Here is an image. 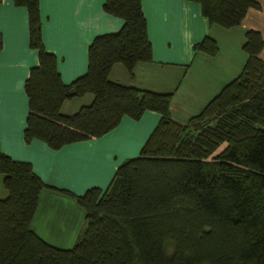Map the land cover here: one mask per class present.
<instances>
[{
  "label": "trees",
  "instance_id": "obj_1",
  "mask_svg": "<svg viewBox=\"0 0 264 264\" xmlns=\"http://www.w3.org/2000/svg\"><path fill=\"white\" fill-rule=\"evenodd\" d=\"M1 1V0H0ZM209 24L241 23L256 0H191ZM25 7L29 47L38 63L24 80L28 111L25 143L38 139L51 149L100 137L126 115L147 111L160 118L135 157L123 160L105 189L67 190L83 209L85 226L74 245L50 244L31 228L40 193L48 188L30 162L0 149V264H264V61L263 38L248 30L247 57L226 83L185 123L171 118L173 93H157L111 81L116 63L129 77L137 63L152 61L141 0H105L119 17L116 32L95 36L87 48L86 72L61 81L57 58L41 35L39 0H13ZM3 41L0 32V49ZM194 48L217 53L208 36ZM93 95L90 104L61 113L64 101Z\"/></svg>",
  "mask_w": 264,
  "mask_h": 264
},
{
  "label": "crops",
  "instance_id": "obj_2",
  "mask_svg": "<svg viewBox=\"0 0 264 264\" xmlns=\"http://www.w3.org/2000/svg\"><path fill=\"white\" fill-rule=\"evenodd\" d=\"M104 1L39 0L43 45L56 56V68L65 84L86 72L91 40L116 32L123 25L121 18L103 11ZM256 1L259 7L249 8L240 24L225 28L209 24L197 2L141 0L152 61L137 63L132 77L116 63L109 79L157 93L172 92L171 118L185 123L241 72L247 57L242 49L246 31L260 32L263 48L259 56L264 61V0ZM0 32V149L14 160L30 162L33 171L49 186L40 193L31 228L45 241L62 247L55 242L60 237L77 238L85 218L75 200L60 190L80 195L90 187L105 189L117 166L139 153L160 114L147 110L138 120L124 115L106 134L59 149H51L38 139L25 143L28 103L24 80L30 67L38 63L36 50L29 47L26 8L16 6L13 0H1ZM205 36L216 42L215 55L194 48ZM92 99L93 95L86 93L66 100L61 113L72 114ZM3 188L0 198L7 195Z\"/></svg>",
  "mask_w": 264,
  "mask_h": 264
},
{
  "label": "rangeland",
  "instance_id": "obj_3",
  "mask_svg": "<svg viewBox=\"0 0 264 264\" xmlns=\"http://www.w3.org/2000/svg\"><path fill=\"white\" fill-rule=\"evenodd\" d=\"M138 155V154H137ZM136 155V156H137ZM135 157V156H134ZM2 177H1V175H0V179H1ZM1 188H3V185H2V183H0V189ZM3 190H4V188H3ZM45 231H47L48 232V230L46 229V227L45 228H43ZM44 230H42L43 231V233H45V231ZM78 238V237H77ZM77 238H74V240H72L73 238H70V237H68V238H64V237H60V241H57V240H52V241H57V242H55L57 245H61L62 247L61 248H70V247H72L73 246V244H74V242L76 241V239ZM50 239H52V238H50ZM71 240L73 241V242H71ZM54 246H56V245H54ZM57 247H60V246H57Z\"/></svg>",
  "mask_w": 264,
  "mask_h": 264
}]
</instances>
